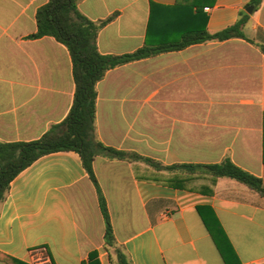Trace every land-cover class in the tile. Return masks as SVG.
Masks as SVG:
<instances>
[{
  "label": "crops",
  "instance_id": "obj_1",
  "mask_svg": "<svg viewBox=\"0 0 264 264\" xmlns=\"http://www.w3.org/2000/svg\"><path fill=\"white\" fill-rule=\"evenodd\" d=\"M252 1L217 0L203 10L209 33L249 15L245 40L198 43L107 72L97 85L99 140L163 166L229 158L264 182V0L258 8ZM48 2L0 0V144L36 141L72 108L68 48L50 36L30 38ZM177 4L77 0L93 22L116 15L97 38L99 52L113 56L179 43L186 24ZM94 171L130 264H264V198L237 181L104 156ZM202 214L220 223L232 249L228 261ZM105 232L79 154H48L12 181L0 206V264H31V250L42 246L52 264H119Z\"/></svg>",
  "mask_w": 264,
  "mask_h": 264
},
{
  "label": "trees",
  "instance_id": "obj_2",
  "mask_svg": "<svg viewBox=\"0 0 264 264\" xmlns=\"http://www.w3.org/2000/svg\"><path fill=\"white\" fill-rule=\"evenodd\" d=\"M216 1L178 0L177 10L183 15L186 24L180 42L162 47L145 46L134 53L122 56L102 55L97 47L99 32L113 21L116 15L104 21L93 22L79 11L77 0H49L41 7L36 15L37 32L30 38L50 36L68 48L73 61L74 101L66 119L53 126L40 139L33 142L0 144V206L8 197L12 181L39 158L62 151L76 152L98 191L100 208L106 224V245L116 248L119 264H130L124 253L117 248L107 202L95 175L94 162L98 156L144 162L157 171L183 172L191 176L209 177L213 181L220 178L232 179L264 198L263 180L240 168L229 158L216 164L163 166L137 153L107 147L99 140L97 134V85L110 70L163 52L182 50L198 43L246 39L244 28L249 21V15L246 13H241L237 23L225 30L217 33L207 31L208 17L203 14V10L205 7L213 6ZM251 4L258 8L261 0H253ZM261 50L264 52V47H261ZM200 212L202 213L201 209ZM202 215L215 244L228 261L232 249L220 223L215 216L209 219ZM91 258H94V254Z\"/></svg>",
  "mask_w": 264,
  "mask_h": 264
},
{
  "label": "built area",
  "instance_id": "obj_3",
  "mask_svg": "<svg viewBox=\"0 0 264 264\" xmlns=\"http://www.w3.org/2000/svg\"><path fill=\"white\" fill-rule=\"evenodd\" d=\"M30 261L31 264H52L48 249L43 246L31 250Z\"/></svg>",
  "mask_w": 264,
  "mask_h": 264
},
{
  "label": "water",
  "instance_id": "obj_4",
  "mask_svg": "<svg viewBox=\"0 0 264 264\" xmlns=\"http://www.w3.org/2000/svg\"><path fill=\"white\" fill-rule=\"evenodd\" d=\"M253 8H254L253 6L249 7V8L247 9V12L251 14V13L253 12Z\"/></svg>",
  "mask_w": 264,
  "mask_h": 264
}]
</instances>
